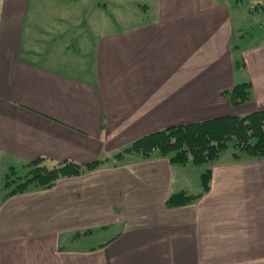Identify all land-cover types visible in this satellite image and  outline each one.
I'll use <instances>...</instances> for the list:
<instances>
[{"label":"crops","instance_id":"0c3cea01","mask_svg":"<svg viewBox=\"0 0 264 264\" xmlns=\"http://www.w3.org/2000/svg\"><path fill=\"white\" fill-rule=\"evenodd\" d=\"M262 109L264 0H0V264H264V159L221 153L202 192L191 163L115 158ZM40 159L97 165L7 197Z\"/></svg>","mask_w":264,"mask_h":264},{"label":"trees","instance_id":"16d2710c","mask_svg":"<svg viewBox=\"0 0 264 264\" xmlns=\"http://www.w3.org/2000/svg\"><path fill=\"white\" fill-rule=\"evenodd\" d=\"M229 95L232 105H243L250 99L249 85H238ZM229 145H232L234 150L232 155L235 161L242 156L256 160L264 159V109L243 117L225 116L160 130L136 140L115 158L136 155L146 159L159 154L168 157L172 164L185 166L191 163L200 167L217 162L220 154L227 150ZM96 165L95 163L82 166L74 162L50 163L44 159L27 163L24 165L27 178L25 177L23 182L12 188L7 176L5 187L10 190L7 197L23 193L30 186L50 189L59 180L82 175L93 170ZM210 177V169L201 173L202 192L208 190ZM200 195H187L181 192L169 197L166 205L169 208L184 206Z\"/></svg>","mask_w":264,"mask_h":264},{"label":"rangeland","instance_id":"374dc122","mask_svg":"<svg viewBox=\"0 0 264 264\" xmlns=\"http://www.w3.org/2000/svg\"><path fill=\"white\" fill-rule=\"evenodd\" d=\"M242 5H247V4H242ZM257 4H253L252 5V7H257L256 6ZM157 132V131H156ZM144 137V136H143ZM142 138V137H141ZM140 139V138H139ZM138 140V139H137ZM136 141V140H135ZM134 141V142H135ZM130 147V146H129ZM124 151V150H123ZM123 151H122V153H123ZM234 152V150H233V148H232V145H229L228 146V148H227V150H225L224 152H222V155L221 156H226V155H230L231 153H233ZM121 153V154H122ZM141 157V156H140ZM209 166H210V164H206V165H203V166H200V168L202 169V170H207L208 168H209ZM27 178V170L25 169V168H23V171H19V172H16V171H12L11 173H9L8 174V180L10 181V182H8V183H10V184H12V188L15 186V185H17V184H19L20 182H23L24 181V178ZM21 180V181H20ZM30 187H35V186H30ZM37 188V187H36ZM38 190H40V189H42V188H37ZM42 190H44V189H42Z\"/></svg>","mask_w":264,"mask_h":264}]
</instances>
